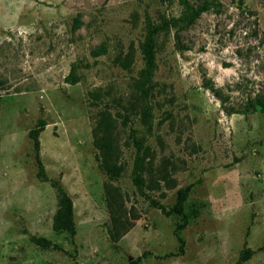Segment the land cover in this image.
Listing matches in <instances>:
<instances>
[{"label":"rangeland","instance_id":"1","mask_svg":"<svg viewBox=\"0 0 264 264\" xmlns=\"http://www.w3.org/2000/svg\"><path fill=\"white\" fill-rule=\"evenodd\" d=\"M209 1L220 5L176 32L160 23L180 0H0V264H264V112L252 106L264 100V0ZM104 109L118 124L116 179L94 143ZM53 181L73 232L52 227ZM107 184L138 216L118 241Z\"/></svg>","mask_w":264,"mask_h":264},{"label":"trees","instance_id":"2","mask_svg":"<svg viewBox=\"0 0 264 264\" xmlns=\"http://www.w3.org/2000/svg\"><path fill=\"white\" fill-rule=\"evenodd\" d=\"M182 10L178 16L163 17L160 25L163 28H175L176 32L182 31L191 26L202 12L208 10L211 6H219V2H212L209 0L203 1L200 5L190 3L188 0H180ZM177 34V33H176ZM176 46L181 47L179 39L177 37ZM154 38L151 33H148L146 39L142 45V50L147 61V66L140 72L141 77L136 79L135 86L141 92L142 97H147L150 86V71L149 68L154 58ZM116 60L123 66L129 67L132 61V54L127 53L124 57L118 55ZM94 98H99L100 94L92 93ZM252 106L259 107L264 112V100L257 97L253 100ZM118 124L112 113L108 109H104L99 113V118L96 125L93 128L94 143L99 149L100 153V168L107 172L110 179H116L122 170L121 165L118 163V136L119 131L117 129ZM40 127H34L30 130L29 134L34 140L35 159L38 163L39 174L44 176V167L40 158V143L39 133ZM136 177L134 181L139 185L141 176L137 171V165L135 168ZM163 178L166 183L172 185V179L168 176L167 172L163 174ZM152 185H148L150 188L153 186L158 187V181L153 177L150 178ZM171 182V183H170ZM58 189V208L53 216L52 227L55 231H74V219H73V203L69 194L58 184L57 181L52 182ZM106 202L110 213V228L109 232L113 241H118L120 237L126 233L133 225L132 219L138 218L137 215L132 213L131 217H128V211L122 200V193L120 189L111 184L105 186ZM132 218V219H130ZM32 240L42 247L52 246L54 248L61 249L57 244H53L50 240L43 237L32 236ZM250 255V251H244L242 258H246ZM131 261L130 264H134Z\"/></svg>","mask_w":264,"mask_h":264}]
</instances>
